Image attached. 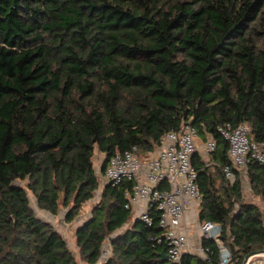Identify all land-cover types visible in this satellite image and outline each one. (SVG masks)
Returning a JSON list of instances; mask_svg holds the SVG:
<instances>
[{
  "label": "trees",
  "instance_id": "1",
  "mask_svg": "<svg viewBox=\"0 0 264 264\" xmlns=\"http://www.w3.org/2000/svg\"><path fill=\"white\" fill-rule=\"evenodd\" d=\"M183 122L216 140L210 164L192 157L199 219L220 223L239 258L264 250V166L233 167L230 182L218 132L245 122L264 141V0H0V264H79L28 193L72 222L99 186L95 147L103 173L115 152H150ZM244 177L261 204L245 196ZM131 186L104 184L75 228L84 262L108 242L100 264H164L151 241L161 229L131 222L124 207ZM181 264L210 263L186 253Z\"/></svg>",
  "mask_w": 264,
  "mask_h": 264
},
{
  "label": "built area",
  "instance_id": "2",
  "mask_svg": "<svg viewBox=\"0 0 264 264\" xmlns=\"http://www.w3.org/2000/svg\"><path fill=\"white\" fill-rule=\"evenodd\" d=\"M249 130L245 122L218 126L228 144L230 163L223 165V171L230 182L235 178L233 167L243 169L251 159L264 166V141L253 140ZM198 137L194 126L183 122L179 129L166 131L150 152L140 153L137 145L115 152L102 173L103 185L132 182L131 188L124 191V207L134 209L147 227L157 225L161 229L151 241L152 245L164 247V264H181L186 253L198 255L210 264H242L245 256L234 255L221 239V224L198 217L202 194L192 157L198 151L202 160L210 164V155L216 149L211 135L203 139L201 147L196 143ZM204 239L215 242L216 249L204 244ZM104 245L97 264L109 254L108 242ZM243 263L264 264V251L249 255Z\"/></svg>",
  "mask_w": 264,
  "mask_h": 264
},
{
  "label": "rangeland",
  "instance_id": "3",
  "mask_svg": "<svg viewBox=\"0 0 264 264\" xmlns=\"http://www.w3.org/2000/svg\"><path fill=\"white\" fill-rule=\"evenodd\" d=\"M204 142V140L201 138V137H198L197 140H196V143L198 144V146H202V143ZM144 154V153H143ZM105 161V154L101 151H99L97 149V147H95L94 149V153H93V156H92V162H93V167H94V170L98 176V179H99V186H98V189L96 190V192L98 191V193L94 194V197L87 200L86 202H84L79 210V213L78 215L76 216V218L74 219V221L72 222H68L66 225L63 224L64 227L67 226L66 229H58L62 232L64 238L66 239L67 241V244L69 246V248L73 251V253L76 255V257L78 258V261H79V264H86L81 258H80V255H79V249L75 246V240H74V230L75 228L81 224L83 221L87 220L89 218V216L91 215V210H92V207L93 205H95V203L97 202V200L99 199V196L98 194L101 192V189L103 187V182H104V179H103V176H102V173H101V165L103 164V162ZM243 169H240L239 171H243ZM21 184H25V182L23 181H20ZM243 183H244V187H245V196L248 197V198H251L253 199L254 201H256L257 203L261 204L260 202H258L257 200V197L253 196L250 194V190H249V183L247 182V179L246 177L243 178ZM29 194V197H30V205L31 207L33 208V210H35V212L39 215V214H44V212H42L37 204H36V200L33 196L32 193H28ZM65 212H66V208L64 207H61L60 209V213H59V216L57 217H53V219H57V220H65ZM48 216H50L48 214ZM192 225H194V222L192 223ZM118 232V231H117ZM105 246V245H104ZM107 249L109 250V245H107Z\"/></svg>",
  "mask_w": 264,
  "mask_h": 264
},
{
  "label": "crops",
  "instance_id": "4",
  "mask_svg": "<svg viewBox=\"0 0 264 264\" xmlns=\"http://www.w3.org/2000/svg\"><path fill=\"white\" fill-rule=\"evenodd\" d=\"M61 209V208H60ZM42 212H44V214H39V216L40 217H42L43 219H45V220H47V221H49V222H51L57 229H60V228H62V229H66L67 228V226L66 227H64L63 226V224L64 225H66L68 222H65V220H57V219H53L52 218V216L53 217H57V216H59V213H60V210H59V212H58V214L57 215H51L49 212H47V211H44V210H42V209H40ZM189 214H190V216H192V214L190 213V212H188ZM48 214L50 215V216H48ZM65 214H66V212H65ZM64 214V215H65ZM137 218V213H136V211L134 210V209H132V213H131V222L132 221H134L135 219ZM130 223H126L125 225H124V227H123V229L125 228V227H127V225H129ZM60 227V228H59ZM60 231V230H59ZM74 240H75V237H74ZM75 246H76V244H75ZM86 263V262H85ZM98 263V262H97ZM97 263H94V264H97ZM86 264H88V263H86Z\"/></svg>",
  "mask_w": 264,
  "mask_h": 264
},
{
  "label": "water",
  "instance_id": "5",
  "mask_svg": "<svg viewBox=\"0 0 264 264\" xmlns=\"http://www.w3.org/2000/svg\"><path fill=\"white\" fill-rule=\"evenodd\" d=\"M101 167H102V165H101ZM262 251H264V250H257V251H251V252H249L248 254L245 255L243 262L245 261V259H246L249 255H252V254H258V253H260V252H262ZM160 254H161V258H162L163 261L167 259V255L165 254V252L162 251V252H160ZM243 262H242V264H244Z\"/></svg>",
  "mask_w": 264,
  "mask_h": 264
}]
</instances>
